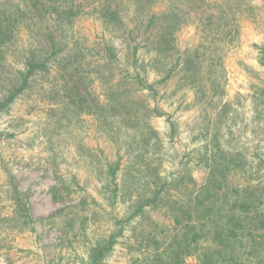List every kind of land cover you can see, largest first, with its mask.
Returning <instances> with one entry per match:
<instances>
[{
  "label": "trees",
  "instance_id": "trees-1",
  "mask_svg": "<svg viewBox=\"0 0 264 264\" xmlns=\"http://www.w3.org/2000/svg\"><path fill=\"white\" fill-rule=\"evenodd\" d=\"M216 5L0 0V115L35 89L51 116L56 104L93 115L113 145L114 158H104L100 171L113 230L88 245L81 264H103L131 225L124 236L131 264H186L190 257L197 264H264V83L225 98L222 54L235 32L229 13L212 11ZM89 18L102 27L95 41L79 27ZM191 20L204 42L182 49L177 37ZM252 47L264 67V38ZM159 101L196 108L190 132L205 143L186 150L170 171L164 162L177 150V122ZM158 116L167 123L160 135L151 124ZM58 177L65 195L74 191ZM119 199L123 216L113 211Z\"/></svg>",
  "mask_w": 264,
  "mask_h": 264
},
{
  "label": "rangeland",
  "instance_id": "rangeland-1",
  "mask_svg": "<svg viewBox=\"0 0 264 264\" xmlns=\"http://www.w3.org/2000/svg\"><path fill=\"white\" fill-rule=\"evenodd\" d=\"M215 1L217 5L212 11L229 13L235 32L222 54L225 98L233 100L264 83V67L258 64L257 50L252 47L253 42L264 38V0ZM226 4L231 5V9L226 8ZM164 6L154 4L152 7ZM186 25L177 37L182 49L204 42L198 25L192 20ZM79 27L90 41L101 36L102 27L97 20L86 19ZM189 93L191 96L192 92ZM167 104L159 101L158 106L177 122L173 142L177 150L169 151L172 155L164 162V168L170 171L186 150L205 143L190 132L196 108L176 109L175 103ZM54 107L56 110L51 116L50 104L34 89L0 115V264H48L52 261L81 264L88 245L113 230L108 216L111 206L105 199L100 175L105 169L104 158H114L113 145L108 141L104 126L85 111L68 112L57 104ZM164 117L151 120L159 135L167 124ZM53 119L57 121L52 123ZM164 140L167 141L165 137ZM170 146L173 150L174 145ZM89 153L96 157L97 163L91 162ZM54 160L58 173L52 165ZM9 174L14 176L20 193L18 198L11 189ZM58 176L70 186L68 190L74 191L65 195ZM54 192L56 197H52ZM80 201L83 202L79 204ZM15 205L25 208L31 221L17 211ZM113 211L123 216L122 199L115 203ZM130 233L132 225L116 239L103 264H131V252L124 242V236ZM186 264L197 263L190 257Z\"/></svg>",
  "mask_w": 264,
  "mask_h": 264
}]
</instances>
